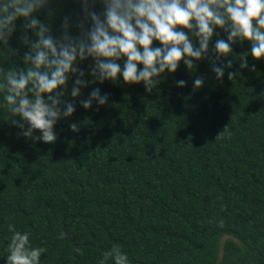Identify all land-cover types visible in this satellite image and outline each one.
<instances>
[{"label": "trees", "instance_id": "obj_1", "mask_svg": "<svg viewBox=\"0 0 264 264\" xmlns=\"http://www.w3.org/2000/svg\"><path fill=\"white\" fill-rule=\"evenodd\" d=\"M50 7L53 35L66 15L78 35L80 4L53 0ZM90 8L103 10L99 0ZM36 15L49 20L43 11ZM15 23L9 46L19 50L15 62L23 67L22 21ZM231 47L233 64L220 80L206 57L195 72L181 60L150 92L118 78L89 85L75 99L65 94L76 111L58 120L53 142L18 136L0 107V264L9 223L30 232L33 246L46 247L40 264H97L113 244L132 264H264V58L249 54L241 68L250 44ZM90 63L80 66L87 71ZM227 71L236 75L228 78ZM201 74L204 84L194 90ZM180 78L187 83L177 88ZM92 87L107 92L108 102L84 109L79 99ZM224 235L235 239L219 261Z\"/></svg>", "mask_w": 264, "mask_h": 264}, {"label": "clouds", "instance_id": "obj_2", "mask_svg": "<svg viewBox=\"0 0 264 264\" xmlns=\"http://www.w3.org/2000/svg\"><path fill=\"white\" fill-rule=\"evenodd\" d=\"M74 2L80 4L82 13L75 22L78 35L70 32L71 18L66 15L60 21L59 35L54 36L53 0H0V107L11 114L18 136L53 142L58 120L76 111L74 99L92 84H115L119 78L124 84H142L150 92L178 69L181 60L186 71L195 72L197 62L206 57L210 72L220 80L233 64L227 59L232 43L240 41L250 44L240 58L241 68L248 66L249 54L264 58V0H99L100 13L90 8L96 0ZM41 11L48 21L38 18ZM18 19L22 23L17 38L26 49L19 56L23 67L15 62L19 50L9 46ZM217 28L226 33V39L219 37ZM214 35L217 38L210 48ZM153 41L158 43L153 45ZM9 57L13 59L5 67ZM88 60L86 71L80 65ZM234 75L227 71L228 78ZM204 81L203 74L194 76L192 88H201ZM173 83L182 88L187 82L180 78ZM65 94L74 99H65ZM108 96L100 87H92L79 104L89 109L95 102L99 107L108 102ZM69 127L78 130L75 122ZM7 229L11 236L6 264H40L46 247L33 246L30 232L17 230L11 223ZM73 251L80 253L79 248ZM109 258L113 264H132L118 244L107 249L97 264Z\"/></svg>", "mask_w": 264, "mask_h": 264}, {"label": "water", "instance_id": "obj_3", "mask_svg": "<svg viewBox=\"0 0 264 264\" xmlns=\"http://www.w3.org/2000/svg\"><path fill=\"white\" fill-rule=\"evenodd\" d=\"M229 238H234L232 235H224L221 239V244H220V255H219V261H223L226 253V246H227V240ZM237 240V239H236Z\"/></svg>", "mask_w": 264, "mask_h": 264}]
</instances>
